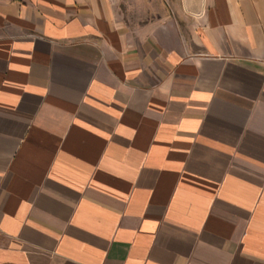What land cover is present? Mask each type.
<instances>
[{"label":"crops","instance_id":"obj_1","mask_svg":"<svg viewBox=\"0 0 264 264\" xmlns=\"http://www.w3.org/2000/svg\"><path fill=\"white\" fill-rule=\"evenodd\" d=\"M0 264H264V0H0Z\"/></svg>","mask_w":264,"mask_h":264}]
</instances>
